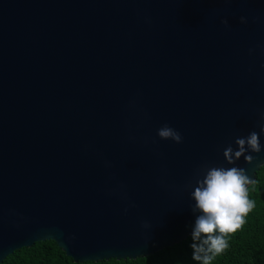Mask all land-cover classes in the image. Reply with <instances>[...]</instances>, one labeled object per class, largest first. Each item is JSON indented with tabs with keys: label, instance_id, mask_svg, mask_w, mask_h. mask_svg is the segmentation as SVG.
<instances>
[{
	"label": "water",
	"instance_id": "obj_1",
	"mask_svg": "<svg viewBox=\"0 0 264 264\" xmlns=\"http://www.w3.org/2000/svg\"><path fill=\"white\" fill-rule=\"evenodd\" d=\"M262 114L264 0H0V264L46 241L74 263L179 244L207 167L256 180ZM253 131L261 152L229 165Z\"/></svg>",
	"mask_w": 264,
	"mask_h": 264
},
{
	"label": "clouds",
	"instance_id": "obj_2",
	"mask_svg": "<svg viewBox=\"0 0 264 264\" xmlns=\"http://www.w3.org/2000/svg\"><path fill=\"white\" fill-rule=\"evenodd\" d=\"M241 17V23H246ZM227 25V21H222ZM264 120V114H262ZM264 133V125L261 126ZM161 140H171L176 144L183 142L182 135L165 124L158 129ZM237 149L231 145L225 148L223 156L229 165H235L241 157L246 163H252L253 157L246 152H261L259 134L251 132L247 137L235 140ZM245 169L239 167H207L202 179H197L191 198L195 201L193 213L196 217L192 231V259L198 264H212L214 258L228 248L226 237L238 232L245 224V218L255 208V202L249 199L247 186L251 183ZM127 211V210H126Z\"/></svg>",
	"mask_w": 264,
	"mask_h": 264
},
{
	"label": "trees",
	"instance_id": "obj_3",
	"mask_svg": "<svg viewBox=\"0 0 264 264\" xmlns=\"http://www.w3.org/2000/svg\"><path fill=\"white\" fill-rule=\"evenodd\" d=\"M248 194L255 208L245 218L243 227L226 237L228 248L212 264H264V167L256 173ZM192 243L190 236L173 247L136 260L74 263L55 242L46 241L15 251L1 264H198L192 259Z\"/></svg>",
	"mask_w": 264,
	"mask_h": 264
}]
</instances>
